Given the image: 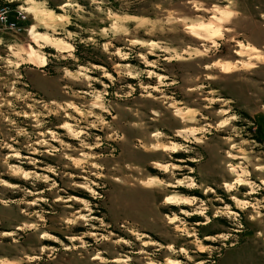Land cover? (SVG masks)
Listing matches in <instances>:
<instances>
[{"label": "rangeland", "instance_id": "1", "mask_svg": "<svg viewBox=\"0 0 264 264\" xmlns=\"http://www.w3.org/2000/svg\"><path fill=\"white\" fill-rule=\"evenodd\" d=\"M0 6V264H264V0Z\"/></svg>", "mask_w": 264, "mask_h": 264}, {"label": "bare ground", "instance_id": "2", "mask_svg": "<svg viewBox=\"0 0 264 264\" xmlns=\"http://www.w3.org/2000/svg\"><path fill=\"white\" fill-rule=\"evenodd\" d=\"M202 28L199 27V26H193L190 28V30L192 31H198V30H201ZM31 33L35 34L34 30L31 29ZM36 35L38 36H41L43 38V34H35V37H37ZM46 38V37H44ZM50 39V38H48ZM52 39V38H51ZM50 39V40H51ZM31 56V55H30ZM32 56L37 58L38 57V54L35 53L34 51L32 52ZM43 61V60H42ZM44 62V61H43ZM173 146V145H172ZM165 147V146H164ZM170 148V147H169ZM167 146L164 148V150H168L169 149ZM175 148V146H174ZM156 165L159 167H163V165L159 162L156 163ZM169 204H189V200L188 198H183V197H180V196H177V195H170V196H167L166 199H165ZM191 204V203H190ZM175 220V219H173ZM176 262V261H175ZM178 262V261H177Z\"/></svg>", "mask_w": 264, "mask_h": 264}, {"label": "built area", "instance_id": "3", "mask_svg": "<svg viewBox=\"0 0 264 264\" xmlns=\"http://www.w3.org/2000/svg\"><path fill=\"white\" fill-rule=\"evenodd\" d=\"M10 7L0 6V28L2 27H15L17 26V20L11 17ZM25 18L24 14L21 15Z\"/></svg>", "mask_w": 264, "mask_h": 264}]
</instances>
